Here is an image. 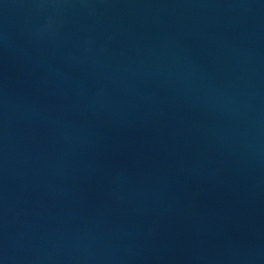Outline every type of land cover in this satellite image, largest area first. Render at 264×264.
<instances>
[{"label":"water","instance_id":"95a60500","mask_svg":"<svg viewBox=\"0 0 264 264\" xmlns=\"http://www.w3.org/2000/svg\"><path fill=\"white\" fill-rule=\"evenodd\" d=\"M0 264H264V0H0Z\"/></svg>","mask_w":264,"mask_h":264}]
</instances>
